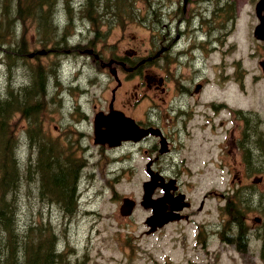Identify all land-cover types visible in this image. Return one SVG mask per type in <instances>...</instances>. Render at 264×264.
<instances>
[{
	"label": "rangeland",
	"instance_id": "374dc122",
	"mask_svg": "<svg viewBox=\"0 0 264 264\" xmlns=\"http://www.w3.org/2000/svg\"><path fill=\"white\" fill-rule=\"evenodd\" d=\"M16 1L18 3L0 0V139L9 141L4 151L0 147V166L2 157L8 162L14 161L16 168L9 180L18 185L17 189L9 185L0 187V199H6L0 206L6 210L14 209V215L8 216L12 217L17 235L11 239L6 235L0 237V255L12 254L17 264H22L26 248L33 249L34 245L42 244L41 238L45 237L51 241L46 243L48 247L57 244L58 251L62 252L60 264H264V180L260 185L252 184L256 178L264 179V157L252 156L246 149L257 146L260 138H264V75L260 66L264 59V42L252 35L257 25L253 6L256 0H235L236 19L228 22L226 35L221 34L222 30L215 33L216 36L220 34L218 43L203 45L205 53L210 48L217 49L209 56H203L209 58L199 73L193 76L188 70V74H176L177 78L170 75L166 93L150 95L159 103L163 116L165 102L178 93L188 92L202 79L206 90L201 89L198 94L210 98L211 109L198 110L205 118V125L210 128L225 126L230 105L251 113V130L243 135L242 150L223 157L225 164L239 165L246 155L251 159L249 169L237 174L210 172L218 170L211 159L217 155L218 148L197 130L201 139H192L193 151L188 153V158L194 154L195 159L197 151H204L207 156L195 159L193 169L188 164L183 171L175 173V184L180 188L186 179L190 181L195 167L204 168L194 182L185 183L183 187L186 193L183 195L191 207L178 213L182 219L157 227L152 233L149 232L154 226L146 225L152 217L150 208L144 204L142 196L148 176L141 158L148 160L147 153H136L141 157L136 162L125 161L131 163L130 172H113L103 154L105 147L94 143L98 128L101 139L107 138L102 119L108 123L110 113H114L111 112L112 98L118 78L122 84L130 78L134 82L139 79L125 73L114 77L108 69L94 63L92 56L96 53L106 65L120 49H125L127 54L132 49L138 59L153 56L169 39L176 40L172 38L176 34L175 27H180L186 29L182 37L185 40L176 41L182 44L186 57L179 61L188 68L193 57L185 47L196 43L195 39H190V18H185L183 12L187 25L170 26L173 35L166 36V30L170 28L153 19L155 15L164 14L152 8V0H56L49 13L42 7L41 18L39 12L35 16L34 0ZM19 3L32 10L25 12ZM89 14L94 15L92 21ZM148 19H151L150 23ZM204 28L210 29L211 25H204ZM30 53L36 54L33 60L28 58ZM161 59L164 60L160 64L165 65L167 59L174 58L166 54ZM217 61L221 63V73L227 76L217 77L218 70L214 65ZM37 69L43 77L41 92L35 78ZM217 84L229 93L228 102L224 103L212 91ZM130 86L118 89L115 95ZM31 89H34L33 93ZM125 100L118 95L116 108H120ZM179 103L187 109L183 118L195 116L190 111L189 100ZM34 104L38 105L37 113L29 120L31 110L27 107ZM149 107L146 105L147 109ZM114 109L113 106L112 111ZM256 115L262 121L257 127ZM36 122H39L38 128ZM194 127L190 122L188 130L181 133L185 141ZM249 138L252 144H249ZM116 154V149L109 152V156ZM45 156L50 158L48 178L50 173L55 175L57 171H65L64 168H68L71 175L76 174L78 184L74 191L71 188L60 191L64 188L61 182L58 192L56 189L50 191L47 186L42 188L37 162ZM67 157L74 164H68ZM137 168L140 170L135 171ZM73 183L74 180L68 177L67 185ZM151 187L146 186V194ZM155 190L152 198L158 194ZM168 190L169 186H166L165 191ZM67 196H71L73 202L60 201ZM123 198L135 201L130 217L119 214ZM202 200L204 205L200 212ZM227 200L236 202L246 218L247 256L240 257L234 244L225 240L231 237L229 241H234V229L227 224L222 212ZM179 201L175 209L179 207ZM68 204L76 208L75 214L65 208ZM188 213L190 220L184 222L182 215ZM255 217L261 222L255 223ZM199 223L202 229L205 227L209 231L206 247L197 242L195 225ZM211 223L214 226H208Z\"/></svg>",
	"mask_w": 264,
	"mask_h": 264
},
{
	"label": "flooded vegetation",
	"instance_id": "af4514ba",
	"mask_svg": "<svg viewBox=\"0 0 264 264\" xmlns=\"http://www.w3.org/2000/svg\"><path fill=\"white\" fill-rule=\"evenodd\" d=\"M234 2L235 0H152V8L164 14L155 15L153 19L164 22L166 28H170L172 25H178L179 23H185L187 25L188 21H184V18L182 17L183 12L185 13V18H190V21L188 22L192 27L190 39H195L196 43H192L185 47V50L193 57L188 68H185V66L179 61L181 58L186 57V53L181 46L182 44H179L176 41L182 40L183 42V40H185L182 37L184 36L186 29L180 27H175L176 34L172 38H175L176 40L169 39L164 47L159 49L153 56L147 55L143 59H138L137 53L132 49L128 51V54L125 49H120L112 58L108 59V63L110 64V68H108L107 66H104L106 65L104 60L99 59V56L96 53L93 54V56L91 55L94 59V63L98 62L102 69H108L114 77L119 73H125L127 75L136 76L139 79L138 82H134V79L130 78L122 84L121 80L118 78V85L116 86L115 93L120 88L123 90L125 86H132L116 95L114 93L111 107V112L114 113H110L108 123H105V119H102V125L106 129V134H115L117 132H124L125 130L123 127L119 126L117 122L114 123L111 121L110 117L112 115L118 117L120 120L119 123H128V125L132 126V129L135 130V133L132 136L130 133V137L126 142H122L116 147H110L108 144H103L105 147L103 154L108 160L109 167L116 171L124 170V172H128L132 169V166L131 163H125V161L133 162L134 157L140 154L143 155L141 151H145L149 158L148 160L145 159L144 164H148L149 169L152 172L157 173L163 178L165 182L164 192L166 186H169V190L165 192V195L172 199L176 196L179 197L183 194L186 195L183 190L185 183L194 182L196 175L200 174L204 168L195 167L194 174L189 178L190 181L186 179L180 188L175 184V178L177 177L175 173L183 171L188 164L191 165V168L193 169L194 166H196L195 159L197 160L207 156L206 152L197 151L195 159H193L194 154L192 157L188 158V153L193 151L191 147L192 139L194 137L201 139L197 134V130H199L204 139L208 138L210 144L216 145V148H218L217 155L211 157L212 163L218 170H209L210 172L237 174L249 169L251 162L249 157H247V162L243 160L239 165L225 164L223 162V157L235 154L236 151L238 152L242 150L241 145H243V142L245 141L243 135L251 130V113L242 111V109H236L234 108L235 106L230 105L227 111L228 122L225 126L210 128L208 125H205V118L198 110L211 111V109L210 98L198 94L201 89L206 90V85L202 82V79L198 80L200 84H197L195 87L192 85L191 88L188 89V92L178 93L171 97L172 100L165 102L164 109L166 112L163 116L161 114L162 109L159 103L153 98V96H150L155 93H166L169 82L168 78L170 75L177 78L175 77L176 74L182 76L188 74L189 70L193 73V76H195L206 66L209 57L203 56L205 54L209 56L217 48L212 49L209 47L210 45H208L210 51L205 53L203 51V45L218 43L220 34L216 36V32L222 30L224 31L221 33L222 35L227 34L228 22L232 23L236 19V14L233 12ZM147 21L150 23L151 19H148ZM204 25H211V28L206 29L204 28ZM169 34L173 35L172 28L166 30V36H169ZM163 39H166V37H163ZM166 54L172 55L174 59H167L168 62L165 65L160 64V62L164 60L161 59L162 56ZM214 65L218 70V78L227 76L226 73H221L220 61L215 62ZM159 74H162L163 77ZM154 88L160 90H153ZM212 91L218 94L224 103L228 102L229 93L224 91L223 87H220V85L217 84ZM238 92L240 91L238 90L237 93ZM118 95L126 98L120 108H116L115 106ZM180 100H189V105H191L190 111L195 113L193 118H183V116L187 114V109L181 106L179 103ZM173 101H175L174 104ZM146 105L150 107L147 109ZM113 106L115 111H112ZM177 110H179L178 113ZM217 116H220L219 112H217ZM190 122H192L195 127L187 135L185 141L181 133L188 130L187 124ZM261 122V119L256 115V127ZM248 141L250 144L251 139L249 138ZM263 144L264 138H260V143H258L257 146H248L246 149L252 156L264 157ZM112 149L118 151L116 156H109V152ZM158 164H161L160 167ZM219 168H221V170H219ZM239 168H241V170ZM263 180V177L259 178V182L255 185L262 184ZM155 191H158V194L153 197L154 199L162 196L163 190L161 188H157ZM208 195L209 192L204 195V199H206ZM228 201L229 200L226 201L222 211L225 209V206L229 204L231 214L228 216L224 213V215L227 218V224L234 229V237L236 229L232 223V220L235 218L233 203L232 201L228 203ZM184 202L185 207L188 206L185 196L182 204H184ZM165 205L171 207L173 203H166ZM203 205L204 201L202 200L199 204L200 212L203 209ZM189 209L190 208H186L185 210L187 211ZM173 216L174 218L178 217V212H175ZM182 216L184 217V222L190 220L189 213ZM255 220L256 219L254 218L253 221L255 222ZM244 222L246 225L245 216ZM200 224L201 223L195 225L198 228L197 242L201 246L206 247L209 231L205 229V227L202 229ZM208 226L214 225L211 223ZM230 238L231 237H227L225 239L226 242L228 244H234V241H229ZM235 251H238L236 246Z\"/></svg>",
	"mask_w": 264,
	"mask_h": 264
},
{
	"label": "trees",
	"instance_id": "16d2710c",
	"mask_svg": "<svg viewBox=\"0 0 264 264\" xmlns=\"http://www.w3.org/2000/svg\"><path fill=\"white\" fill-rule=\"evenodd\" d=\"M15 3H18L15 0ZM56 3V0H54V2L52 0H34V4L37 6V10L35 11V16L38 14L39 12V16L41 18V9L42 7H46L47 12L49 13L51 11V9L54 7ZM20 7L25 11V12H30V10H32V8L27 7L24 4H20ZM98 12L95 11V14H97ZM94 15L92 14L90 16V14L88 15V18L91 19V21L93 20L92 17ZM40 75V76H37ZM35 78L37 80V86L38 89L42 90L43 88V77L41 72L39 71V69L36 70L35 72ZM31 93L34 92V89L30 90ZM37 104H34L32 107L28 108V110H31L30 116H29V120H32L35 118V115L37 113L36 109H37ZM36 128H38L39 126V122L35 123ZM9 146V141L7 138H1L0 139V147H2L3 151ZM40 155V153H39ZM5 156V154H4ZM43 160L37 162L38 165V169L41 175V185L42 188L44 186H47L48 189L50 191H52L53 189H56V191L58 192L60 185L59 182H61V185H64V188L61 189L60 191L63 190H67L69 188L72 189V191L75 190V186L77 184V179L78 177L76 176V174H72L70 173L68 168H64L65 171L62 169L60 170V172L58 173V171L56 172L55 175H49L48 178V172L50 171V158L48 156L45 157H41ZM58 161L62 160L61 157H55ZM52 159V158H51ZM65 160H67V163H73L71 161L70 158H66ZM243 160L245 162L248 161L246 155L243 156ZM74 164V163H73ZM16 168V165L14 164V161H7L6 158L2 157V163L0 166V170L2 171V174L0 176V187H4L6 185H9L11 187H13L14 189L18 188L17 184H12L13 182L11 180H9V175L14 171V169ZM76 171V170H75ZM68 175H66L65 174ZM77 173V172H76ZM70 177L74 180V183L70 186L67 185V178ZM65 201L66 203H71L73 202L72 197L71 196H67V197H63L61 200ZM6 202V199H0V204H4ZM230 201H228L229 203ZM235 207L236 209L233 208V212H234V219L232 220V223L235 226L236 229V233L234 235V244L237 247V250L240 252H244L247 248V244H248V233H247V228L244 222V216L239 213V205L235 202ZM69 213H71L72 211H74V214L77 212L73 207V204H68V207H65ZM74 208V210H73ZM225 213L229 216L231 214V210L229 208V204H227L225 206ZM8 214H12L14 215V209H8L6 210L3 205L0 206V237L2 235H6L8 238H12L14 236V238H16V226L13 225V220L12 217H9ZM14 219V218H13ZM41 243L40 245H34L33 249L26 248V250L23 252V263L22 264H60L63 261H59V259L61 258V251H58V247L57 244L55 246H51L48 247L46 245V243L51 242L49 241L48 238H41ZM237 239V240H236ZM56 243V242H53ZM16 257H14V255H8L3 253L2 255H0V264H17L16 262Z\"/></svg>",
	"mask_w": 264,
	"mask_h": 264
},
{
	"label": "water",
	"instance_id": "95a60500",
	"mask_svg": "<svg viewBox=\"0 0 264 264\" xmlns=\"http://www.w3.org/2000/svg\"><path fill=\"white\" fill-rule=\"evenodd\" d=\"M255 12H256V16H257V18L259 20V24L254 29V36L257 39L264 41V21H263L264 20V0H259L258 4L255 7ZM35 55L36 54H29L28 58H33ZM104 66H110V64H107V65H104ZM261 67H262V71H263V74H264V61L261 62ZM95 133H96V141L98 143L99 142H103L102 141L103 139H101L100 132L97 130ZM107 135H106L107 139L109 140L110 143H112L113 141H117L118 142L119 140L128 139L129 135H130V132H129L128 128L125 127L124 132H117L115 134H107ZM120 135H122V136H120ZM257 182H259V179L253 181V183H257ZM146 185L144 184L145 194L143 196V202H144L145 205L146 204H148V205L150 204L148 208H152V210H153L152 217L146 221V225L147 226L148 225L149 226H154L153 229L149 232V233H152V232H155L157 227L161 228L164 225H166L167 223H169L170 221H173L174 219H179V217H176V218L170 217L169 219H168V217H166V218H164V217L167 214H172L173 215V211H175V210H177V211L182 210L185 207V204H181L180 207L177 208V209H171V208L168 209L167 207H165V203L163 202L164 199L152 200V198H151V195H152V192H153V188L152 187H151V189L149 191V194H146L147 193V190H146V187H145ZM183 197L184 196H181L180 201L183 199ZM165 202H168L170 204L171 203L176 204L177 199H171L169 201L166 200ZM134 207H135V202L134 201H132V200H130L128 198L123 199L122 205L119 208L120 215L123 216V217L131 216ZM155 207L158 209L159 212L155 209ZM167 210L169 212H167ZM256 221L260 222V220H256ZM152 222H155V223H152Z\"/></svg>",
	"mask_w": 264,
	"mask_h": 264
},
{
	"label": "bare ground",
	"instance_id": "6f19581e",
	"mask_svg": "<svg viewBox=\"0 0 264 264\" xmlns=\"http://www.w3.org/2000/svg\"><path fill=\"white\" fill-rule=\"evenodd\" d=\"M62 27V26H61ZM61 31V30H60ZM24 67V66H23ZM23 69V68H22ZM21 70V69H20ZM14 71V70H13ZM19 72V71H18ZM17 72V73H18ZM23 72H24V70H23ZM14 74V73H13ZM12 74V75H13ZM14 76V75H13ZM17 76V75H16ZM14 78V77H13ZM16 86V85H15ZM16 91V90H15ZM111 121H113L114 123L116 122V120H115V117L112 115L111 117ZM104 140V139H103ZM25 163V162H24ZM82 166V165H81ZM159 205V204H158ZM172 207H174V204L172 205ZM155 209L158 211V209L155 207ZM159 212V211H158ZM167 216H165L164 218H166ZM237 240V239H236Z\"/></svg>",
	"mask_w": 264,
	"mask_h": 264
}]
</instances>
